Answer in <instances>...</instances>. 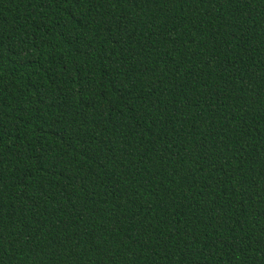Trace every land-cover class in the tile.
Returning <instances> with one entry per match:
<instances>
[{"label":"trees","instance_id":"1","mask_svg":"<svg viewBox=\"0 0 264 264\" xmlns=\"http://www.w3.org/2000/svg\"><path fill=\"white\" fill-rule=\"evenodd\" d=\"M0 264H264V0H0Z\"/></svg>","mask_w":264,"mask_h":264}]
</instances>
